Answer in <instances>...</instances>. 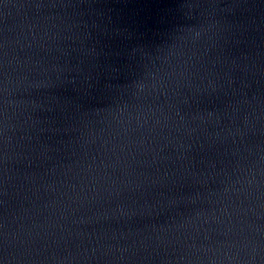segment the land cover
I'll list each match as a JSON object with an SVG mask.
<instances>
[{
	"label": "water",
	"instance_id": "95a60500",
	"mask_svg": "<svg viewBox=\"0 0 264 264\" xmlns=\"http://www.w3.org/2000/svg\"><path fill=\"white\" fill-rule=\"evenodd\" d=\"M0 264H264V0H0Z\"/></svg>",
	"mask_w": 264,
	"mask_h": 264
}]
</instances>
